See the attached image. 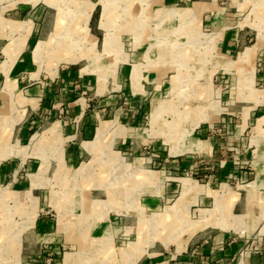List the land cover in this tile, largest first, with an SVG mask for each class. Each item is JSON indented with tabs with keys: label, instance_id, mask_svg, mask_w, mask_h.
I'll return each mask as SVG.
<instances>
[{
	"label": "rangeland",
	"instance_id": "1",
	"mask_svg": "<svg viewBox=\"0 0 264 264\" xmlns=\"http://www.w3.org/2000/svg\"><path fill=\"white\" fill-rule=\"evenodd\" d=\"M98 4L103 8L93 14L91 33L88 23ZM131 6L129 0H0V12L10 11L12 19L30 24L32 32L26 51L30 70L12 79L25 92L41 82L52 89L49 97L45 89L41 97L33 95L38 108L32 117L41 121L21 138L27 161L22 164L12 157L0 171V264H25L21 246L27 239V264H63L67 252L76 256L75 264H161L187 245L193 251L210 248V235L221 240L222 249L240 247L243 260L264 252V189L256 186L258 173L249 160L255 150L251 137L264 107L249 112L253 124L242 135L235 134L229 117L238 120L242 114L229 115L233 114L226 98L229 83H222L219 91L221 79L211 76V62L199 73L201 62L184 58L186 44L175 29H164L160 17L152 21L155 34L147 36L144 18ZM100 19L105 33L98 30ZM141 31L151 52L166 57L156 61L152 70L157 76L152 80L146 73L151 70L148 63L139 69L131 60ZM23 32L25 47L29 37ZM40 41L47 49L42 59H36ZM188 47L193 51L196 46ZM263 67L258 64L259 70ZM68 73L75 75L67 78ZM132 77L139 81L136 91ZM7 90L0 116L13 118L24 103L8 98ZM79 103L84 106L82 114H72L71 104ZM5 127L0 133L7 131ZM94 138L96 156L64 164L68 147L79 149ZM191 138L205 145L202 155L189 153L196 144ZM212 148L216 154L210 153ZM176 149L182 151L176 154ZM189 159L191 163H186ZM223 162H232L231 172L223 173ZM152 178L150 184L145 181ZM164 193L166 206L150 209L148 201ZM235 201L243 204L235 213L246 215L237 224L230 214ZM97 212L102 220L108 219V226L115 222L112 219L120 221L124 232L115 246L106 236L88 251H76L73 240L85 239L76 235L78 226L71 222V214H82L81 219ZM219 219L220 230H211ZM232 227L236 232L229 230ZM21 230L29 233L23 243L17 236Z\"/></svg>",
	"mask_w": 264,
	"mask_h": 264
},
{
	"label": "crops",
	"instance_id": "2",
	"mask_svg": "<svg viewBox=\"0 0 264 264\" xmlns=\"http://www.w3.org/2000/svg\"><path fill=\"white\" fill-rule=\"evenodd\" d=\"M129 2H132L131 10L134 12L136 8L139 9L138 15L144 18L143 21L147 24L144 29L150 31V34H147V36L151 38L155 34L152 21H156L157 17H160V24H164V29L167 32L175 29V33L186 44L187 47L185 46L186 50L183 54L184 58H195L201 62V64L197 65H202V70L199 69V73L203 71L206 62H211V76L217 77V81L221 79V82L219 81L221 86H218L220 88L219 91L222 90V83H229L231 87L230 92H227L226 96L227 105L233 111V114L229 115L236 116V114H242L238 118L239 121L235 120L236 117H229L230 128L233 126L235 134L237 135H242L245 129L248 130L250 125L253 124V118L249 116V112L252 114L253 112H257L262 106L264 107V67L260 70L258 69L259 63L264 66V0H129ZM99 6L102 7L101 4L95 5L94 7L92 17L88 23L89 32H93V14ZM5 13V10L0 12V107L5 103L4 93L7 89L6 94H9L7 95L8 98L15 97V100L19 99L24 104L20 107L21 112L18 116H13V118L6 114L5 116H0V127H7V131L0 133V171L1 169L5 171L7 166L4 163L8 162L12 157L19 159L22 164H24V161H27V150L21 145L24 143L21 138L29 133L30 126L41 121L40 118L35 117L36 119L34 118L33 120L32 117L38 108V99L34 98L33 95L41 97L43 94L42 89H45L44 93L48 97L52 93V89L46 87L47 85L43 82H41L42 86H37L29 90V92H25L12 79L13 75L30 70L26 62V51L28 49L27 43L30 40L32 32L30 24H27V27L21 25L19 21L12 19L9 14ZM160 24L158 25L160 26ZM101 27L100 19L98 30L105 33L106 31ZM24 30H26V34L29 37L25 41V47L22 43L23 41L20 39L22 38L21 34L24 33ZM145 36L146 34L143 31L137 32L138 41L135 40L134 42L139 44V46L138 50L135 51L136 53H133L131 60L137 63L135 66H138L139 69L140 66L143 67L145 62L148 63L146 67L151 70L146 71V73H148V78L151 79L156 74V71L152 70L157 67L156 61L165 60L166 57L161 56L160 58L159 55L157 58L155 53L151 52L150 42L142 40ZM93 37L98 40L97 36ZM40 43L42 41L38 44ZM145 45H148V47L144 48ZM189 45H195L194 50L196 52L194 50L191 51L190 47H188ZM140 46L143 48L141 49ZM11 61L13 63L9 68L8 64ZM123 65L119 68V71H121L120 75L126 74ZM70 75L75 74L68 73L66 77L68 78ZM80 75H82L81 70L77 77H80ZM134 75L135 71L132 73L133 77ZM60 77L61 75L57 76V79H60ZM133 77L132 90L136 91L135 88L139 87V81L133 80ZM151 80H148V82H151ZM139 89L142 90L141 86ZM71 107V113L74 115L82 114V110H84V106L80 103L71 104ZM115 120H117V117ZM96 138L98 139V137ZM96 138L92 141L82 143V147L79 149H76V147H68L64 155L66 161L64 164H67V162L77 163V159L83 156H96L98 152L94 144L96 143ZM251 139L252 142H255V150L251 153V159L249 160L252 169L256 171V174L258 173L256 179V184H258L256 186L259 187L260 185V189H264V116L263 118L257 119L254 135ZM197 140V138H191V142L196 141V144L194 146L195 151L189 153L202 155L201 152L205 145ZM13 141L19 147L14 146L12 144ZM209 146L212 145L209 143ZM213 149L210 153L213 152L216 154L217 149ZM181 151L180 149L178 153ZM178 153L176 152V154ZM185 161L186 163H191L190 159ZM175 165L178 166L179 164L176 163ZM221 165L225 167L223 173L225 171L231 172V169L234 167L232 162H223ZM145 181L150 184L154 179H147ZM5 188L9 189V186ZM250 188L253 189L255 187L249 186ZM253 193L254 191H251L249 194ZM166 200L167 198L164 193V195L158 196V199L149 200L148 207L153 210H158L162 207L163 203L166 206ZM241 205H243L241 202L235 201L231 207V220L234 224H237L238 221L241 223L243 216H246L235 213V210ZM61 214L62 216L59 222L62 224L61 221H64V213L62 212ZM80 215L75 213L71 214V222L73 221V224L78 226L76 235H81L85 239L84 241L78 239L73 240L74 242L71 245L77 248L76 251L83 250L86 252L93 247L94 243H97L98 240H102L106 236L112 238L110 244L111 246H115L114 241L116 242L117 237L124 232L125 227L120 221L119 223H115L116 219H112L115 222L111 221V225L108 226V219L102 220L100 218L102 216L101 212L88 214L84 218L79 219L81 217ZM220 220L216 224H212L211 230H220ZM80 223L82 225H79ZM114 223L116 225L113 226ZM229 230L236 232L233 227L229 228ZM229 230L227 229L226 231ZM28 234V230L24 232L21 230L17 236L21 240L23 237H27ZM223 236L230 237L229 235ZM210 238H212L210 242L213 244L209 243L210 248L204 249V251H199L200 249L193 251L187 245L180 251L176 250L171 260L162 262L161 264H206L204 259L222 264H243L246 262L247 264H264V252H255L251 255V261L247 259L243 260L242 254L241 257L239 255L240 247L233 245L222 249L219 247L221 240L217 238L213 239V235H210ZM26 243H28V239L21 246V258H23L21 261L25 264L27 263L24 261L27 260L24 254L28 251L27 246H25ZM64 259L63 264H75L76 256L72 252H67ZM173 260L175 261L173 262Z\"/></svg>",
	"mask_w": 264,
	"mask_h": 264
},
{
	"label": "bare ground",
	"instance_id": "3",
	"mask_svg": "<svg viewBox=\"0 0 264 264\" xmlns=\"http://www.w3.org/2000/svg\"><path fill=\"white\" fill-rule=\"evenodd\" d=\"M59 26V25H58ZM53 35V34H52ZM44 42V41H43ZM46 49H47V43H40L39 46H37V50L35 52V57L36 59H42V55L45 54L46 52ZM41 55V56H40ZM44 56V55H43ZM92 179V177H91ZM90 185V184H89ZM1 244V243H0ZM4 253V251H3ZM70 262V261H69Z\"/></svg>",
	"mask_w": 264,
	"mask_h": 264
}]
</instances>
